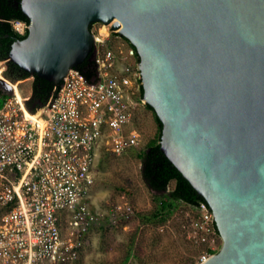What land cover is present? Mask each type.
<instances>
[{
  "label": "water",
  "instance_id": "water-1",
  "mask_svg": "<svg viewBox=\"0 0 264 264\" xmlns=\"http://www.w3.org/2000/svg\"><path fill=\"white\" fill-rule=\"evenodd\" d=\"M7 60L59 83L94 58L91 23L139 56L160 149L208 203L220 248L200 264H264V0H20ZM0 88L11 93L0 78Z\"/></svg>",
  "mask_w": 264,
  "mask_h": 264
},
{
  "label": "built area",
  "instance_id": "built-area-1",
  "mask_svg": "<svg viewBox=\"0 0 264 264\" xmlns=\"http://www.w3.org/2000/svg\"><path fill=\"white\" fill-rule=\"evenodd\" d=\"M23 34L28 21L12 20ZM106 27L107 36L112 30ZM119 34V33H118ZM94 35L95 73L86 77L71 68L55 84L48 100L28 109L18 82L2 75L11 86L0 103V264H66L75 261L94 224L131 213L90 206L93 166L100 149L121 155L137 148L141 139L132 117L145 99L139 97L142 78L135 49L105 45ZM121 38V35H116ZM192 237L208 247L200 264L217 252L212 210L203 200L194 208ZM102 215V216H101Z\"/></svg>",
  "mask_w": 264,
  "mask_h": 264
},
{
  "label": "rangeland",
  "instance_id": "rangeland-1",
  "mask_svg": "<svg viewBox=\"0 0 264 264\" xmlns=\"http://www.w3.org/2000/svg\"><path fill=\"white\" fill-rule=\"evenodd\" d=\"M102 28V24L93 23L90 31L97 35ZM104 40L105 45L113 49L129 46L112 32L105 35ZM31 81L30 76L18 82V89L24 97L30 94ZM154 115L146 104L138 105L132 117V127L140 136V145L121 155L100 149L95 157L90 206L102 212L114 206L122 212V204L128 203L131 213L124 212L116 218L101 219L94 224L79 257L66 264H196L197 258L206 251L208 244L195 241L191 235V221L198 215L191 206L178 202L167 220L147 219L155 206V192L142 177L139 153L156 136ZM172 186L173 182L169 188ZM3 213L0 206V224ZM221 242L219 235L217 250Z\"/></svg>",
  "mask_w": 264,
  "mask_h": 264
},
{
  "label": "trees",
  "instance_id": "trees-1",
  "mask_svg": "<svg viewBox=\"0 0 264 264\" xmlns=\"http://www.w3.org/2000/svg\"><path fill=\"white\" fill-rule=\"evenodd\" d=\"M28 21V17L22 12L20 0H0V61H5V67L2 69V75L14 82L24 80L30 77V74L22 70L14 62L7 60L11 44L17 39H23L28 34V29L23 33H18L11 21ZM93 23L89 25L91 28ZM119 35L118 33H115ZM121 39L135 49V47L121 35ZM136 59L139 56L135 49ZM77 68L88 78L95 73V64L92 60L86 58ZM55 83L40 78L37 75L32 77L31 91L29 96L24 97L26 106L34 111L40 105L44 104L50 97ZM144 96L142 83L139 86V97ZM5 97V93L0 88V103ZM148 108H153L145 103ZM154 117L157 124V133L153 139H150L145 148L139 153L141 163V174L147 186L154 191L153 198L155 206L153 211L148 214L147 219L154 221H165L173 213L175 205L178 202L185 203L195 208L204 198L199 195L189 181L182 176L174 164L164 155L160 149V137L162 124L155 111ZM173 186L169 188L170 183ZM5 211V209L1 206Z\"/></svg>",
  "mask_w": 264,
  "mask_h": 264
},
{
  "label": "bare ground",
  "instance_id": "bare-ground-1",
  "mask_svg": "<svg viewBox=\"0 0 264 264\" xmlns=\"http://www.w3.org/2000/svg\"><path fill=\"white\" fill-rule=\"evenodd\" d=\"M101 33L105 35V33H106V27L105 26L102 28Z\"/></svg>",
  "mask_w": 264,
  "mask_h": 264
},
{
  "label": "crops",
  "instance_id": "crops-1",
  "mask_svg": "<svg viewBox=\"0 0 264 264\" xmlns=\"http://www.w3.org/2000/svg\"><path fill=\"white\" fill-rule=\"evenodd\" d=\"M19 82V81H18Z\"/></svg>",
  "mask_w": 264,
  "mask_h": 264
}]
</instances>
